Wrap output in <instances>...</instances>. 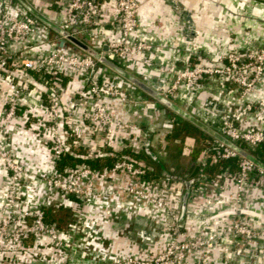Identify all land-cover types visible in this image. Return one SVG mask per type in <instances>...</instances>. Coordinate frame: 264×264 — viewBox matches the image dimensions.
Returning a JSON list of instances; mask_svg holds the SVG:
<instances>
[{
  "label": "built area",
  "instance_id": "built-area-1",
  "mask_svg": "<svg viewBox=\"0 0 264 264\" xmlns=\"http://www.w3.org/2000/svg\"><path fill=\"white\" fill-rule=\"evenodd\" d=\"M140 6V0H65L62 18L57 23L85 41L90 40L88 43L102 50L100 43L94 41L102 37L110 21L117 19L121 37L105 43L110 46L108 54L122 62L124 59H135L138 51L153 46L134 34L140 25ZM40 23L48 25L20 0H1L0 132L7 136L11 134L19 126L16 118L22 117L21 123H31L47 135L49 155L53 161L51 172L31 178L28 165L21 159L14 144L9 139L6 145L0 143V158L10 172L5 198L6 214L0 220V239L9 241L8 253L3 261L23 264L29 249V239L34 235L40 237V245L48 247L41 264H77L82 263L84 257L90 260V264H186L192 253L198 254L196 264H214L215 247L226 238L239 237L248 243L264 232V227H253L241 216L247 187L264 188V168L215 137L216 151H203L199 159L201 168L191 186L187 204L207 199L210 201L225 185L231 184L234 213L221 219L219 233L201 232L191 237L182 235V203L186 190L183 177L152 175L150 166L140 157L121 154L113 165L101 168L86 161L61 166L62 157L72 151L79 139L88 141L101 137L115 145L122 142L125 131L130 135L141 130V125L137 121H127L113 115L104 97H118L124 101L134 98L117 78L107 77L101 72L102 62L99 58L83 49H74L70 44L49 52L43 51L39 46L43 42L39 36ZM14 68L25 70L27 74L15 79L12 73ZM62 72L83 76L88 84V92L79 99L64 100ZM36 74L41 77L44 86L37 92L38 86L32 85ZM222 79L236 85L240 99L238 105L219 111L210 123L185 108L231 140L240 145L245 144L242 146L256 154L257 147L264 142V127L244 126L243 121L248 116L264 117V92L259 91L264 80V47H224L215 61L189 64L175 71L171 77H165L167 84L163 92L175 100L184 83L217 82ZM30 95L47 101V116L33 115ZM79 106L84 108L86 128L85 131L78 129L76 137H72L74 133L70 121ZM152 131L156 132L155 129ZM149 135V132L142 130L138 133L142 147L148 142ZM156 135L163 137L161 131H157ZM189 138L185 139L183 145L185 155H191L195 148V138ZM236 156H239L237 169L229 163L215 176L206 170L209 157L218 160ZM38 179L43 181L47 192L62 191L75 196L82 207L96 199L111 202L118 195L125 199L126 207L134 206L149 213L153 208L165 210L171 221L167 229L161 230V234L166 237L165 247L144 255L106 256L90 242L69 235L55 221L48 220L45 204H26L32 198L25 194L26 182ZM143 236L152 238L150 233L144 231ZM242 251L243 245L237 246L236 253L241 254Z\"/></svg>",
  "mask_w": 264,
  "mask_h": 264
},
{
  "label": "crops",
  "instance_id": "crops-1",
  "mask_svg": "<svg viewBox=\"0 0 264 264\" xmlns=\"http://www.w3.org/2000/svg\"><path fill=\"white\" fill-rule=\"evenodd\" d=\"M28 1L50 19L56 22L61 20L65 0ZM140 2V25L134 34L151 42L153 46L138 51L135 59L122 60V65L140 78L150 76L161 80L163 89L167 84L165 77H171L175 71L189 64L215 61L224 47L235 49L264 47V0H140ZM190 26H193V29ZM39 36L43 39L39 46L44 52L61 48L58 45L59 34L51 26L40 23ZM120 37L119 22L114 19L108 23L102 37L94 42L100 43L103 47L106 41ZM70 46L73 47V44ZM100 70L107 77L117 78L134 98L131 101H124L118 97H104L113 115L127 121H137L142 131L150 133L149 140L142 147L138 138L141 130H136L130 135L125 131L121 143L113 145L101 137L88 141L77 139L78 144L72 150L75 153L80 151L86 157L130 154L142 158L149 164H155L144 154V150L150 149L154 155L164 154L163 148L168 135L175 127L177 113L106 64L102 63ZM12 73L17 79L27 74V71L14 68ZM60 74L64 100L79 99L88 92V84L83 76L69 72ZM32 85L38 86L36 92L39 88L44 89L41 77L37 74ZM259 91L264 92V80ZM1 100L0 97V118ZM175 100L209 123L219 111L240 103L236 85L226 79L217 82L184 83ZM30 101L33 115L37 117L48 115L47 101H41L35 95H30ZM83 110V107H77L71 117L70 124L74 133L72 137H76L75 132L80 128L85 131ZM16 121L19 126L13 129L11 134L7 136L6 133L0 132V143L6 145L9 139L14 144L21 159L27 163L31 178L51 172L53 161L49 155L47 135L31 123H21L20 116ZM243 125L264 127V117L248 116L244 119ZM157 131H161L163 137H157ZM187 137H190V140L195 138L196 148L197 138L192 134H186L176 141L182 143V155L189 158L194 155L195 148L191 155L183 153ZM202 153L203 151L198 152L191 162L194 160L199 162ZM9 182L10 172L0 158V220L6 214L5 198ZM232 188L231 184L227 187L225 185V188L212 196L210 201L207 199L200 203L187 204L182 235L191 237L201 232L219 233L221 219L234 213ZM24 189L25 194L32 196L26 201L27 205L45 204L47 215L49 212L57 214L64 211L58 215V219L54 218L51 221H55L69 235L90 242L108 257L117 254L144 255L158 252L166 245V237L161 234V230L167 229L171 221L163 209L153 208L149 213L134 206L126 207L125 199L118 195L111 202L96 199L82 207L75 196L62 191L47 192L41 179L28 180ZM66 213L68 215H65ZM126 213L131 218H128ZM62 214L65 215L63 221L60 220ZM241 216L253 227H264V188L247 187ZM143 231L150 233L152 238L143 236ZM39 238L33 235L29 239V249L24 256L23 264H41V258L47 254L48 247L40 245ZM239 245H243L241 254L236 253ZM8 249L9 241L0 239V264H8L3 261ZM82 251L85 256V251ZM214 252V264H264V232L248 243H244L239 237H228L215 247ZM197 260L198 254L192 253L186 264H196ZM81 262L77 264H90L87 257Z\"/></svg>",
  "mask_w": 264,
  "mask_h": 264
},
{
  "label": "water",
  "instance_id": "water-1",
  "mask_svg": "<svg viewBox=\"0 0 264 264\" xmlns=\"http://www.w3.org/2000/svg\"><path fill=\"white\" fill-rule=\"evenodd\" d=\"M33 14H35L39 19H41L43 22L47 23L49 26H51L55 31H57L61 36L59 37L58 45L61 47L68 46L69 44H73L74 49H83L92 55L99 58V60L109 66L114 71L118 72L120 75L124 76L125 78L129 79L139 87L143 88L145 91L150 93L152 96L160 100L162 103H164L166 106H168L170 109H172L174 112L182 115L186 119L192 121L205 131H207L209 134H211L216 139L226 143L228 146L234 148L237 150L241 155H244L246 157L251 158L254 160L258 165L264 168V160L262 159V155L260 153H252L249 150H247L244 146L238 144L237 142L231 140L227 136H225L223 133H221L218 129L213 127L212 125L206 123L202 119L195 116L193 113L188 111L185 107L180 105L178 102L167 96L163 92V82L161 80L154 79L153 77L146 76L144 78H140L131 71H129L126 67L122 65L121 60L112 58L108 51L110 49V46L108 43H105L103 46V49L100 50L78 35L73 34L69 30L63 28L59 23L56 21L50 19L48 16H46L44 13L40 12L30 1L28 0H20ZM189 18L192 20L191 15L189 14ZM191 29H193V26H190ZM150 151V149H148ZM201 168V164L194 160L191 162L190 167L188 169V172L185 177H183V180L186 183V190L183 195V203H182V216H181V224L184 223V217L186 213V207L188 198L190 195L191 186L195 180V177L199 173Z\"/></svg>",
  "mask_w": 264,
  "mask_h": 264
},
{
  "label": "trees",
  "instance_id": "trees-1",
  "mask_svg": "<svg viewBox=\"0 0 264 264\" xmlns=\"http://www.w3.org/2000/svg\"><path fill=\"white\" fill-rule=\"evenodd\" d=\"M87 40V39H86ZM176 124L173 131L167 137V143L163 148L164 154L162 156L154 155L150 150H144V154L147 157L151 158L155 164H149L143 160L148 166H150V173L152 175H162L170 174L178 177H185L190 162L192 159L196 158L198 152L209 149L210 153L216 151L217 140L209 134L207 131L193 123L192 121L184 118L183 116L176 114ZM186 134H194L197 138V146L195 148L194 155L192 157L186 158L181 153L182 143L177 142V138H183ZM245 146V144H242ZM257 153L262 155L264 160V142L257 147ZM119 155L115 156H106V155H97L95 157H86L81 154L80 151H68L61 159L60 165L64 166L65 164H77L81 161H86L94 167L101 168L104 165H113L115 160ZM239 162V156L232 157L229 159L220 158L218 160H213L212 157L208 159V165L206 170L210 173L211 176H215L218 172L222 171L227 164L231 163L234 168L237 169ZM156 167V168H155Z\"/></svg>",
  "mask_w": 264,
  "mask_h": 264
},
{
  "label": "rangeland",
  "instance_id": "rangeland-1",
  "mask_svg": "<svg viewBox=\"0 0 264 264\" xmlns=\"http://www.w3.org/2000/svg\"><path fill=\"white\" fill-rule=\"evenodd\" d=\"M192 135H194V134H192ZM194 136H195V135H194ZM197 144H198V143H197V139H196V146H197ZM61 213H64V211L58 212L57 214H56V213L49 212L48 215H47V219H48V220H53L54 218H55V219H58V215L61 214ZM55 214H56V215H55ZM63 215H64V214L60 215V220H62V221H63V219H64V218H63ZM65 215H68V214L66 213ZM65 215H64V216H65ZM66 217H67V216H66Z\"/></svg>",
  "mask_w": 264,
  "mask_h": 264
}]
</instances>
